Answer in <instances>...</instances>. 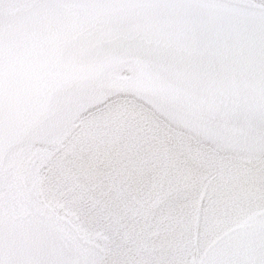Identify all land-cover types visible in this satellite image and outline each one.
I'll return each instance as SVG.
<instances>
[{"label": "snow or ice", "instance_id": "snow-or-ice-1", "mask_svg": "<svg viewBox=\"0 0 264 264\" xmlns=\"http://www.w3.org/2000/svg\"><path fill=\"white\" fill-rule=\"evenodd\" d=\"M0 264H264V0H0Z\"/></svg>", "mask_w": 264, "mask_h": 264}]
</instances>
